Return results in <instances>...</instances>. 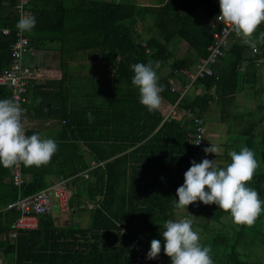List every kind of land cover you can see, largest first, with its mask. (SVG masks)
<instances>
[{
  "label": "trees",
  "instance_id": "trees-1",
  "mask_svg": "<svg viewBox=\"0 0 264 264\" xmlns=\"http://www.w3.org/2000/svg\"><path fill=\"white\" fill-rule=\"evenodd\" d=\"M14 3L15 0H0V28L11 30L9 36L0 38V72L11 62L10 44L16 32ZM28 10L36 18L34 29L26 32L34 50L48 51L57 46L56 50L61 55L97 50L104 65L114 70L116 76L130 88L135 87L131 83L133 64L153 62L155 65L159 62L157 74L164 88L161 96L171 105L178 100L179 94L170 92V80L188 84V74L198 60L208 54L212 32L217 29L215 18L220 14L219 0H166L162 5L142 8L133 4L93 0H30ZM197 11L207 15L204 25L194 21ZM144 15L153 18V27L148 29L150 36L146 40L141 38L137 29L139 23L144 25ZM260 32H264V22L254 38ZM176 37L182 39L194 54L169 62L171 54L167 44ZM232 39L225 56L213 67V75L193 83L195 87L214 88L219 100L235 96L238 68L247 49L241 38L232 36ZM257 48L264 55V44H258ZM255 60L256 57L247 60L242 79L245 84L253 82ZM165 68L167 73L161 75ZM36 89L47 91L49 88L42 85L36 86ZM47 92L48 99L53 101L54 92ZM0 99H11L9 87H0ZM209 102L207 95H185L179 109L198 108L204 115L209 109ZM66 104L67 99L64 98L63 106L57 110L61 108L59 116L65 121L63 141H56L58 151L48 165L25 167L22 164L25 182L21 194L32 195L48 187L49 179L63 176L73 186L69 191L71 214L87 209L89 203L96 204L89 210L91 223L88 227L58 226L53 216H39L36 230H20L15 238H10L19 213L15 209L5 210L0 215V258L14 256L11 264H135L130 249L132 235L141 242L160 240L161 252L155 264H171L170 257L164 253L166 242H163L161 232L165 230L164 223L172 220L173 206L178 200L176 190L184 183V173L191 167V161H197L201 154L206 156L205 147H196L193 138L180 140L170 137L172 128L182 129L183 125L174 120L162 122L160 112H149L139 102L138 94L116 98L108 111H68ZM39 105H42L41 101ZM89 112L94 117L91 123L87 117ZM140 121L147 123L146 132L148 137L151 135L147 146L148 157L141 160L143 166L138 156L130 160L125 155L114 158L123 151L122 146L116 149L99 145L107 140L108 134L114 141L122 142L129 138L125 137L129 135V129L132 135L138 136ZM34 133L37 132L26 131L27 135ZM135 140L138 142L139 138ZM181 143L184 158L178 156L179 150L176 149ZM99 152L103 154L98 155ZM91 160L95 164L104 163V167L92 168ZM11 168L0 165V208L17 198V189L10 180ZM248 186L254 188L263 200L264 173H255ZM83 201L85 207L79 208V203ZM198 209L212 221L230 214L218 206L205 205L200 201ZM121 222H126L129 235L122 232L119 227ZM239 226L243 231L246 225ZM217 240L223 246L228 245L226 237H218ZM224 260L225 264H251L240 259L233 246L232 252L224 255Z\"/></svg>",
  "mask_w": 264,
  "mask_h": 264
},
{
  "label": "crops",
  "instance_id": "crops-1",
  "mask_svg": "<svg viewBox=\"0 0 264 264\" xmlns=\"http://www.w3.org/2000/svg\"><path fill=\"white\" fill-rule=\"evenodd\" d=\"M165 1L166 0L160 3V5H162ZM137 29L140 32L145 31V26L139 23L137 25ZM234 38L240 40L241 37H239L235 33ZM232 42L230 43V46ZM56 48L57 46H52L51 50L48 51L34 50V65H28L35 70V74L30 79V86L26 95L27 102L25 106L28 112L26 131H35L41 134L42 137L51 138L55 141H63L64 137L62 129L65 125V121L59 116L60 112L62 111L61 108L59 111L57 110L59 107L63 106L64 97L67 99L66 107L68 111H77L83 109L108 111L110 110L112 101L117 98L116 94L118 92L127 96L132 95V93L139 95L138 89L136 87L130 88L126 86L122 82V80H120L116 76L114 70H110L107 66L104 65L102 56L98 53L97 50H91L87 52L73 51L71 53L61 55L56 50ZM229 48L226 50V52L229 50ZM39 51H41V53H39ZM249 57L254 56L251 55V50L247 46V49L244 52V61L240 64L238 68V75L241 74L242 79L246 71V66L248 64L247 60ZM254 64L255 78H252L253 82L250 85L256 87L255 95L257 98L261 91L262 93L264 92V89H261L260 87V84L264 77V70L262 69L264 63ZM90 76H94L95 78H97L96 87L93 91L86 90L85 92L84 86H86V88H89V86L87 84L84 85V81L86 80L85 78L88 79ZM187 79L189 80V78ZM175 82L178 83V81ZM242 83V87L239 90L238 80V88L235 96L230 99L227 98V100H219L216 96L214 88L207 89L203 85L195 87L194 84H191L189 90L186 93V96L190 97H203L207 95L210 99V102L208 104L209 109L203 115L206 131L205 147L211 146L212 143L214 145H218L222 151L217 156H215V154L209 153L206 155V158L209 160L216 159V162L220 167H224L227 164L231 163V158L228 153L232 150L239 151L241 147L245 146L252 149L253 144L255 143L264 146V101L258 103L259 101L255 100V98V101L252 103V105L248 106V108L250 109L244 110L243 112L244 107L247 108L246 106H244L245 104L247 105V102L244 103V100H242L241 95L244 92L243 86L249 84H245L243 80ZM42 85L47 86L49 88L47 89V91L50 90L51 93L54 92L53 101L50 102V99H48V92L44 91V89L35 90L36 86ZM58 92L59 95L57 96ZM56 96L60 99V101L58 100V98L55 100ZM83 99H88L92 102H90V105H88V107H76L78 104H81L78 102H82ZM39 101H41L42 105H39ZM170 106L171 104H169L166 100L162 99L161 107L158 110L163 117L162 122L170 121L164 120V117ZM174 121L180 122L183 125V128H172L169 131L170 137H177L180 140L186 139L187 137L192 140V123L184 121L181 118L176 119ZM146 125L147 123L145 121L139 122L138 136L132 135V130L129 129V135L125 136L129 138L124 137L125 139L122 142L114 141L111 138V135L108 134L107 140H103L105 142H100L99 145L105 144L108 146H113L116 149L117 147L122 146L124 147L123 151L121 150V152L115 155L114 158L125 155L128 156L130 160V158L135 159L138 156V158L140 159V164L141 166H143L141 160L143 161L148 157L147 146L149 143V138L151 137V135L149 137L147 135ZM135 132L137 131L135 130ZM136 137L139 138L138 142L136 140L134 141ZM176 149L179 150L178 156L184 158V153H182L181 151V149H184L182 143ZM136 152L138 153L137 155L135 154ZM100 154L103 153L99 152L98 155ZM91 162H93L92 168L104 167V163L95 164L92 160ZM81 175L86 177L85 173H82ZM59 177L49 179V185L54 180H57ZM67 186L69 191L73 189V186L71 185V181L69 179H67ZM205 190L207 191V189ZM79 205V208H83L86 204L83 201L79 203ZM210 206L217 207V205L215 204H211ZM95 207V203L87 204L88 210H92ZM71 211V208L69 212H61L58 210L52 212L50 215L53 216L56 225L69 226L71 224L68 217L71 215ZM189 214L193 215V228L198 231L203 230L202 232H206V228L210 227V223H217L218 225H221L224 228H228L230 226L229 223H233L230 214H228L230 216L229 219H226L228 221L226 225L223 223V217L227 214L221 216L218 221L208 220L202 213L199 212V209L198 211H195L192 208V204L189 205L187 209H178L173 206L172 220L186 218ZM64 215H67V217H65ZM258 218L260 222L264 220L262 216H259ZM261 228L264 235V225ZM239 232L238 234H241L240 239L243 240L242 246L244 247L245 251H251V254H247L245 251L240 250V252H238L239 255H241L242 257H247L248 260H246V262H249L251 264H264V240L261 239L262 242L254 244L251 241L250 233H244V231H242L241 233ZM200 236L202 235L200 234ZM218 237L225 236L215 234L213 236V239L211 240V247L223 246L221 244V241L217 240ZM204 242L201 241L203 245L207 246V243ZM250 257L251 259L249 260ZM212 259L213 261L216 260L214 256H212ZM5 261L6 260L2 259V257L0 258V264L5 263Z\"/></svg>",
  "mask_w": 264,
  "mask_h": 264
},
{
  "label": "clouds",
  "instance_id": "clouds-1",
  "mask_svg": "<svg viewBox=\"0 0 264 264\" xmlns=\"http://www.w3.org/2000/svg\"><path fill=\"white\" fill-rule=\"evenodd\" d=\"M220 15L232 31L242 39V43L255 49L264 44V32L254 38L258 27L264 22V0H219ZM36 18L31 14L21 15L17 29L31 32ZM156 62L136 63L131 66L134 76L132 85L138 89L139 102L149 112L159 110L162 104L163 85L159 83ZM91 123L93 114H87ZM199 143H197L198 145ZM58 151L54 139L42 137L39 133L26 134L24 109L14 99H0V165L5 168L19 166L41 167L48 165ZM205 154L221 153L218 145L203 149ZM231 163L220 167L216 159H203L200 163L191 161V167L184 173V183L177 188L178 200L174 207L187 209L190 204L200 201L205 205L215 204L224 212H229L232 222L237 225H254L264 212V200L259 193L248 186L260 167L256 153L249 147L228 153ZM207 189V191L205 190ZM193 215L178 220H167L161 232L164 253L171 264H214L210 246L201 243L198 230L193 228ZM161 252L160 240L151 241L148 259H157Z\"/></svg>",
  "mask_w": 264,
  "mask_h": 264
},
{
  "label": "built area",
  "instance_id": "built-area-1",
  "mask_svg": "<svg viewBox=\"0 0 264 264\" xmlns=\"http://www.w3.org/2000/svg\"><path fill=\"white\" fill-rule=\"evenodd\" d=\"M30 0H15L13 11L16 16V25L21 15L29 13ZM220 15V14H219ZM215 18L217 29L212 32V42L207 47V56L200 58L196 63L193 71L188 74L189 83L183 85L181 82L170 80V92L179 94L178 100L170 106L164 120L183 119L193 125V141L198 148L206 146V131L205 121L201 111L198 108L179 109L184 96L196 80L202 79L205 76L213 75V67L225 56L226 50L232 42V36L235 32L232 31L222 19ZM11 34L9 28H0V38L7 37ZM248 46V45H246ZM249 47V46H248ZM251 55L256 57L255 63H264V55L257 47L255 49L249 47ZM34 49L27 37L26 32H21L16 27L15 38L10 44L11 62L7 68L0 72V87H9L11 90V99L17 101L24 109V116L27 117L26 95L30 86V79L35 74V70L24 63V57L27 54L33 55ZM197 143H199L197 145ZM206 156L201 154L198 157L197 163H200ZM10 180L13 186L17 189V198L9 202L4 208H0V215L5 210L15 209L19 213L13 232L9 235L10 238H15L17 231H33L38 228V217L50 215L52 213L51 198L54 197L57 201L58 208L61 212H69V190L67 179L60 176L54 180L48 187L42 189L32 195L22 196L21 188L25 182V177L22 173V164L13 166L10 171ZM192 208L198 211V201L192 204ZM119 227L122 232L129 235L126 222H122ZM163 242H166L163 239ZM151 243L141 242L137 237H130V249L134 254L135 264H155L157 259H148L147 253L150 250ZM163 264V263H161Z\"/></svg>",
  "mask_w": 264,
  "mask_h": 264
},
{
  "label": "rangeland",
  "instance_id": "rangeland-1",
  "mask_svg": "<svg viewBox=\"0 0 264 264\" xmlns=\"http://www.w3.org/2000/svg\"><path fill=\"white\" fill-rule=\"evenodd\" d=\"M69 2L73 1V0H68ZM93 1H104V2H111V3H121V4H133L136 5L139 8H142L144 6H154V5H160V3H162L164 0H93ZM145 19L144 25L146 26L147 30L140 32L141 33V38L143 40H146L149 38V34H148V29L153 27V18L151 16H146L144 15L143 17ZM194 21H196L197 23H199L200 25H204V21H206L207 19V15L202 12V11H197L195 13V15L193 16ZM167 48L171 54V58L169 59V62H171L174 59H182V58H187L189 56H192L194 54V52L186 45V43L176 37L174 39H172L168 44H167ZM39 53H41V51H39ZM24 63L27 65H34L33 62V55L31 54H27L24 57ZM262 69L264 70V66L262 67ZM167 69L165 68L163 71H161V75H164L167 73ZM86 80L84 81V85L87 84L89 86V88L85 87V92L87 91H93L96 87V82H97V78H95L94 76H90L88 79L85 78ZM238 80H239V90L242 87V78H241V74L238 75ZM261 89H264V77L263 80L260 84ZM256 87L252 86V85H244L243 89L244 92L241 95L242 100H244V103L247 102V105L245 104L244 106H246L247 108L244 107V110H248L250 108H248V106L252 105V103L255 100H258L260 102L264 101V92L262 93V91L260 92V94L257 96L256 98ZM117 98H125L127 95H123L120 92H118L116 94ZM58 98V97H57ZM65 98V97H64ZM256 98V99H255ZM255 99V100H254ZM58 100L60 101V99L58 98ZM90 100L88 99H83L82 102H78L81 104H76V107H88V105H90ZM252 110V109H251ZM252 150L256 153V158L260 164V167L257 169V171L255 173H264V146L255 143L253 144ZM264 200V198H263ZM51 203H52V212L58 211V204L57 201L54 197L51 198ZM60 211V210H59ZM65 217H67V215H64ZM260 216H263L264 218V212L261 213ZM229 215L227 214L226 216L223 217L224 219V224H227V220L229 219ZM70 220V224L73 227H88L91 223V211H89L88 209L82 210L78 213H73L71 214L69 217ZM227 219V220H226ZM230 226L228 228H224L221 225H218L217 223H210V227L206 228V232H202L203 230H199V233L202 235L201 236V241H208V242H204L207 243V246H210L211 248V256H214L216 260H214V264H224L225 260L223 259V256L225 254H229L232 252V246L233 248L237 251L240 252V250L245 251L244 247L242 246V242L243 240L240 239L241 234L239 235L238 232L241 230L240 226L234 223H229ZM264 225V220L262 222H260L259 218L256 220V222L254 223V225H252L251 227L249 226H245L243 231L244 233H250L251 235V241L254 244H258L259 242H262L261 239L264 240V235H263V231H262V226ZM242 232V231H241ZM261 233V234H260ZM215 234H219L221 236H225L228 239V245L227 247H223V246H213L211 247V240L213 239V236ZM238 245V246H237ZM246 252V251H245ZM247 254H251V251L246 252ZM239 258L246 261L248 260L247 257H242L241 255H239ZM14 256L9 255L7 256V258L5 259V263L3 264H11L13 262ZM251 259V257L249 258V260Z\"/></svg>",
  "mask_w": 264,
  "mask_h": 264
},
{
  "label": "water",
  "instance_id": "water-1",
  "mask_svg": "<svg viewBox=\"0 0 264 264\" xmlns=\"http://www.w3.org/2000/svg\"><path fill=\"white\" fill-rule=\"evenodd\" d=\"M28 179H30V177H28Z\"/></svg>",
  "mask_w": 264,
  "mask_h": 264
}]
</instances>
